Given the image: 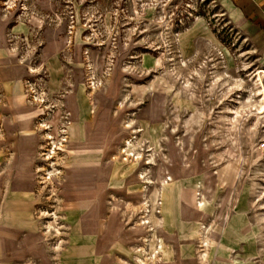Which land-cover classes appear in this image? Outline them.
Segmentation results:
<instances>
[{
	"label": "rangeland",
	"instance_id": "1",
	"mask_svg": "<svg viewBox=\"0 0 264 264\" xmlns=\"http://www.w3.org/2000/svg\"><path fill=\"white\" fill-rule=\"evenodd\" d=\"M0 21V55H9L0 60V161L6 167L15 155L22 159L23 152L13 149L19 131L13 103L20 95L27 107L44 113L34 129L40 119L50 121L57 154L49 161L36 155L29 173L36 185L30 207L34 231L22 238L13 264H101L94 236L84 232L90 219L83 218L89 206L84 199L92 198L95 181L80 188L65 183L92 171L95 176L106 160L105 146L115 172L131 164L135 152L144 162L153 154L156 162L145 166L155 165L149 177L156 189L127 180L133 174L123 179L114 172L109 195L93 203H100L114 264H139L138 245L146 250L138 254L143 259L155 251L164 260L171 253V264H202L201 229L207 225L205 264H264V115L252 106L259 99L252 74L262 70L264 85V61L217 0H0ZM71 93L83 95L79 126L69 116ZM89 117L95 119L85 131L89 139L103 141L107 126V145H89L85 132L80 139L86 149L69 143L76 135L79 140ZM129 118L141 132L133 134L138 143L126 156L119 149L132 137L123 129ZM87 155L92 159L83 160ZM52 163L57 174L49 176ZM22 172L15 175L19 182L29 177ZM43 176L53 178L54 192L48 183L40 185ZM170 176L162 209L155 193ZM141 188L150 213L137 209L144 202V193L134 196ZM146 217L149 232L135 231Z\"/></svg>",
	"mask_w": 264,
	"mask_h": 264
},
{
	"label": "crops",
	"instance_id": "2",
	"mask_svg": "<svg viewBox=\"0 0 264 264\" xmlns=\"http://www.w3.org/2000/svg\"><path fill=\"white\" fill-rule=\"evenodd\" d=\"M217 1L231 23L243 33V35L251 43L253 49L260 54L264 61V0ZM14 100L15 102L13 105L16 106L14 111L18 114L16 115L18 117L15 116L14 122L17 123L18 130L21 131L23 129L22 123L24 121V113L18 110V105L20 104L19 100L16 98H14ZM32 111L34 110H29L27 108L25 113L32 114L34 113ZM7 130L10 131L11 129L8 128ZM20 131L16 134L17 136L15 137L16 139L14 141L13 149L15 152H23L21 157L22 159H20L19 154L18 156L15 155V158L17 157L16 160L9 162L6 167H4L2 161H0V264H13L14 258L18 253V249L22 244V238L27 232L34 231L30 207H32V195L36 185L35 178L32 174H30L32 178H30L29 175V173H34V166L29 162L30 152L25 148V146L33 142V138H24ZM110 132L111 131L107 129V133H109V135L106 134V136H109V141ZM99 141L100 139L97 143ZM100 143H103V141L101 140ZM108 143H103V146ZM105 147L104 150H101V152L105 151L108 156V150L105 149ZM107 159L105 160V163L112 165V163ZM76 166L75 171L83 168H80L81 165ZM26 170L29 177L24 178L20 182L16 180V173L20 171H23L22 173H26ZM95 189L96 191L91 196L92 198L84 199L89 201V206L87 207L88 211L86 216L83 218H90L84 223V232L90 236H94V241H96L94 253L98 254V257H101V264H114L113 257L115 256V253L110 248L111 241L109 240V235L107 234L108 232L103 231L106 226L99 221L98 209L100 208V203L93 204L95 200L98 202H101L102 200L104 201L110 192L104 194L105 188L101 185L96 186ZM66 205L69 207L71 204L66 202ZM141 229L138 228L135 231ZM36 238L40 239L41 236H37ZM116 258L119 261L122 259L118 256Z\"/></svg>",
	"mask_w": 264,
	"mask_h": 264
},
{
	"label": "bare ground",
	"instance_id": "3",
	"mask_svg": "<svg viewBox=\"0 0 264 264\" xmlns=\"http://www.w3.org/2000/svg\"><path fill=\"white\" fill-rule=\"evenodd\" d=\"M8 9H12V6H8ZM26 13L27 12L25 11L24 14H26ZM3 28H4V24H2V22L0 21V42L1 43L4 42L3 41V34H2ZM2 49L3 48L0 47V50L1 51H2ZM9 54L15 55L13 53V50L11 52H9ZM46 55L47 54H44V57H43L44 60H47L48 59V57ZM8 56L9 55H3V53H2L0 55V60H3L5 58H8ZM161 60H163V59H161V58L154 59L153 62L160 63ZM247 69H249V68H247ZM30 72L36 73L37 71H36V69L30 68ZM262 73H263V71L254 70V74H252L253 75L252 76L253 84L256 86V89L253 91V94L259 98L257 100L256 104L255 105H252V106L255 107V109L257 111V114H263L264 115V85H263L262 80H261ZM51 74H52L51 77H53L54 76V72L51 73ZM249 76H251V75H249ZM188 78H189V76H188ZM55 81L57 82L58 81V78H56ZM184 82H185V80H184ZM189 82H190V80H189ZM186 83H188V80H186ZM82 84L83 83L81 82L79 84V86H78L80 88V91H81V87L80 86ZM187 86H188V84H187ZM233 86L236 87L242 93L247 92L246 87H244L243 85H241L239 83H235ZM90 89H91V91H94L95 92L96 89H97V87H95V84H93V86L90 87ZM80 95H77L75 93H71V95L69 96L68 102H67V106L72 111L71 113H69V116L71 118L74 117V120H75V122H77L78 126L80 125V122H81V120H80L81 115H80V109L79 108L82 105V99H83V95L82 94H80ZM15 98L17 100H19V102H20V104L18 105V110L20 112H23L24 113V115H23L24 121L22 123L23 124V129L21 131L20 130L19 131L21 132V134L23 135L24 138H27V139L33 138V142L30 143L29 145L25 146V148L28 149L29 152H30L29 162L34 165V163H35L34 161L36 159V155L44 156V158L42 159L43 161H49L52 158H57L56 146H55V144H56L55 143V138L56 137L51 132L48 131L50 129V127H51L50 126V123H49L50 121L49 122H45L44 119L43 120L40 119L39 122H41V123L37 125V128L36 129H34L33 128V122H34V120H36V119H38L40 117H43L44 116V113H41V111H39V110H37L35 108L27 107L26 104H25V101H24V96H21V95L20 96H15ZM127 98H128V96H127ZM248 98H250V97H248ZM125 99L126 98L123 96V99L122 100L124 101ZM124 102H122V101L120 102V106L121 107H123V103ZM58 106H59V104H57V108H58ZM82 106H84V105H82ZM92 106H93V104H92ZM94 106L95 107L98 106L95 101H94ZM27 108L29 110H32L33 109L36 112H34L32 114H27V113H25ZM83 114L85 115L84 112H83ZM83 120H85V119H83ZM87 120H89V121L87 122ZM87 120H85V122L83 124V133H80V132L78 133L79 134V140H78L77 135H76L74 138L70 139V142H69V143H71V141H74L75 140L76 141V145L79 148H83V149H86L87 146L85 144L84 145L82 144V142H81L82 139H80V138L82 136L84 137V132L85 131L87 133H89L88 132V127L90 126V124H92L95 121V119L92 118V117H89V119H87ZM124 123L125 124H124L123 129L129 130L131 132V134H132V137L129 138V139H126L124 141L123 146L119 149V154H125L126 156H128L129 152L130 151H133L134 147L138 143V137L137 136L134 137L133 134L137 135V133L138 132H141V130L134 129V126H132V124L134 123L133 118H129ZM73 124L74 123H72V122L70 123L71 127L73 126ZM20 128H22V127H20ZM106 128L108 129L107 126H106ZM86 132H85V134H86L85 137L87 136V138L85 139V142L88 143L89 145H90V142H92L93 145L96 144L97 143L96 140L95 139H91V138L89 139V134H87ZM40 133L42 135H39ZM107 134L109 135V133H107ZM108 135L103 139V143H108V141H109V136ZM60 136L61 135H59L58 137H60ZM41 140L44 141V142L42 141L43 142L42 144H41ZM62 141H65V137L64 136H62ZM151 151H152V149H151ZM102 155H105L106 156L105 157L106 159L108 158L107 153L105 151L102 152ZM142 156L143 155L141 153L135 152L133 154L132 160L130 162L131 164L122 163V165H121V168L122 169L121 170H118L116 172H115V164L113 163L114 160H112V165H110L109 163H105V161H104L103 164L100 167L97 168V172H98V173L96 172L97 175L95 174V176H93L94 175L93 174L94 171H92L90 174H86L87 176H82V177L76 179L75 181H71L69 179V181H67L65 183V186H73L74 185V186H79V188H80L81 186H87L88 183H90L89 181H91V182L92 181H95V184H94L95 187L98 186V185L99 186L101 185L102 187L105 188L104 194H106L107 191H108L107 188H108L109 182L112 179V177L114 175V172H115V174H118V175L120 174V172H122L121 175L122 174L124 175L123 179L125 177L130 176V175L133 174L132 177L127 178V180L128 179H131V178H133L135 181L136 180H143L144 182L142 184H148V185H150L149 187H147L146 190H151V188H155L156 189V186H155L154 181L152 180L151 177H149V174H151V170L150 169L156 165V162H155V159L153 157V154H151L149 156V158H148L149 161L148 162H144ZM84 159L86 161H88V160H90L92 158L89 155H87V156H84L83 157V160ZM124 161H127V158ZM151 164H155V165H152V167L149 168V170H147L145 166H148V165H151ZM142 167H144V168L143 169H140L141 171H136L137 168H142ZM42 170H45V167H43ZM37 171H40V168L39 167L37 168ZM54 174H57V171L55 169V166L52 163V170L49 171L47 173V175L51 176V175H54ZM42 180L43 181L40 183V185L48 183L50 185L51 192H54V183L55 182H54L53 178L50 177L47 180L45 178V176H43ZM173 180H174L173 176H170L169 178H166V180H164L162 182L161 188L158 189L159 190V193L158 192L155 193L156 196H160L161 202L159 204L161 205L162 209H163L164 205H166V201L168 199L167 195H165V193H164L163 186L164 185H168L169 182H173ZM105 185H107V186H105ZM41 189H39V190H41ZM95 191H96V189H95ZM95 191H94V193H95ZM143 193L145 194L144 195V202L140 206H138L137 209L143 210L145 213H150V212H148L149 211V209H148L149 208L148 207V202H149L148 195L143 191V188H141L140 191L137 192L134 196H138V195H141ZM197 206L198 207H201L202 205H201V203H199V205L197 204ZM130 208H131V206H130ZM132 209H136V208L132 207L131 210ZM41 213H43V211ZM44 213L46 215V212H44ZM54 217H55V214H54ZM144 220L145 221L139 222L135 226L137 228H142V229L146 230L148 228V224L150 223L149 222L150 217H146ZM161 220H162V224H161L162 227L161 228H165V220L164 219H161ZM157 223H159V219L157 220ZM50 227H51V225H49L47 228L51 229ZM207 227H208V225H207ZM207 227L205 226V227H203L201 229L202 230V235L204 236V238L200 242V244H201L200 247L202 249L204 248V250H202L203 253L201 252L202 254L200 253V255H199V261L202 264H205L206 261H207V250H208V240L209 239H208V236L206 234H204V233H207L208 232L207 231L208 230ZM53 228H57V227H54L53 226ZM53 228H52V230H53ZM55 230L57 231V232L55 231V233L58 234L59 229L57 228ZM134 230H136V229H134ZM205 231H207V232H205ZM146 232L148 233L149 230H146ZM47 233H48V231H47ZM202 235H201V237H203ZM144 237L145 236H143L140 239H143ZM146 237H147V235H146ZM55 249H58V248H55ZM135 252L137 253V256L135 257V261L138 262L139 264H169L170 263V260L172 261V259H169V258H171L170 256H172L171 253H169L167 255L168 259L167 260H164L162 258L159 259L158 252L156 253L155 251H153L152 254H149V259H143L140 256H138V254H141L143 252H146V250L144 248H141L139 245L135 247ZM165 256H166V254L164 255V257ZM146 258H147V256H146ZM127 264H130V263H127Z\"/></svg>",
	"mask_w": 264,
	"mask_h": 264
}]
</instances>
